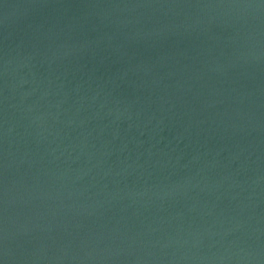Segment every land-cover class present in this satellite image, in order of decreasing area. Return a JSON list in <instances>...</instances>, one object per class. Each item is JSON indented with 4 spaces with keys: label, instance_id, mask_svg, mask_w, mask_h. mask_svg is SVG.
<instances>
[{
    "label": "water",
    "instance_id": "1",
    "mask_svg": "<svg viewBox=\"0 0 264 264\" xmlns=\"http://www.w3.org/2000/svg\"><path fill=\"white\" fill-rule=\"evenodd\" d=\"M0 264H264V0H0Z\"/></svg>",
    "mask_w": 264,
    "mask_h": 264
}]
</instances>
